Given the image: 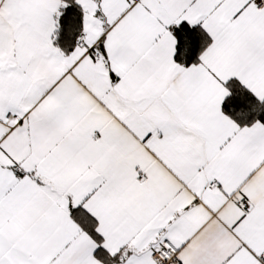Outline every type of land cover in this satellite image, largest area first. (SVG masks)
Segmentation results:
<instances>
[{"label":"snow or ice","instance_id":"6c2138e0","mask_svg":"<svg viewBox=\"0 0 264 264\" xmlns=\"http://www.w3.org/2000/svg\"><path fill=\"white\" fill-rule=\"evenodd\" d=\"M0 264H264V0H0Z\"/></svg>","mask_w":264,"mask_h":264}]
</instances>
